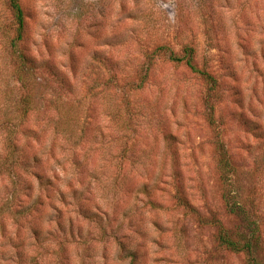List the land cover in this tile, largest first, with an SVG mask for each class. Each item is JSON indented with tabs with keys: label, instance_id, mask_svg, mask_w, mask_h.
Instances as JSON below:
<instances>
[{
	"label": "rangeland",
	"instance_id": "rangeland-1",
	"mask_svg": "<svg viewBox=\"0 0 264 264\" xmlns=\"http://www.w3.org/2000/svg\"><path fill=\"white\" fill-rule=\"evenodd\" d=\"M21 2L23 50L49 68L39 69L35 110L23 117L18 99L25 89L9 46L16 27L8 0H0V128L12 119L26 157L39 154L49 174L72 178L73 203L16 218L0 201V264H129L130 253L135 264H248L245 253L219 244L218 225L203 224L175 197L179 185L204 215L222 218L235 235L248 233L225 205L214 154L219 138L243 176L264 261V0ZM188 46L218 77L216 125L201 78L169 61L170 51L182 56ZM142 80L145 87L137 88ZM46 111L56 118L40 131ZM64 113L72 120L57 118ZM121 114L134 118L129 130L117 126ZM57 121L71 133L54 144ZM4 147L0 137L2 154ZM38 186L26 175L21 197ZM8 190L0 183V199ZM76 199L90 210L101 205L110 224H123L122 245L106 242L100 222L107 218H85ZM71 225L74 237L65 235Z\"/></svg>",
	"mask_w": 264,
	"mask_h": 264
},
{
	"label": "trees",
	"instance_id": "trees-1",
	"mask_svg": "<svg viewBox=\"0 0 264 264\" xmlns=\"http://www.w3.org/2000/svg\"><path fill=\"white\" fill-rule=\"evenodd\" d=\"M8 2L13 15V22L16 27L15 35L10 37L9 46L12 49L16 61L15 73L17 79L22 85L21 88L25 89L23 95H21L18 99L20 106L19 110L21 111L23 117L27 118L33 112V110H35V103L37 99L34 97L33 88L36 84V77L39 75V69L41 67H49L46 63H38V65H36V60L23 50L22 46L24 40L26 39L27 28L26 12L21 0H8ZM163 48L164 47H159L158 49L161 50ZM169 61L177 64L184 63L191 70V72L201 78L203 84H205L204 102L207 110L210 113L212 112L211 124L213 123V125H216L214 120V109L216 98L218 97L220 92L218 77L213 74L208 68L199 66L196 59L195 49L193 47H186L182 56L177 55L173 51H170ZM149 68L150 67H147V71H149ZM115 77L117 76L113 74V78ZM64 82V80L60 81V83L62 84H65ZM47 85L49 84L47 83ZM142 87H145V80H142L139 84H137V88ZM55 118L56 116H53L49 114L48 111H46L44 113V116L42 117L41 123L43 124V126L40 131L47 130L48 128L46 124L55 120ZM57 118H59V120H72L71 114L68 113H64L62 115L58 114ZM11 121L12 119H7L0 128V137H2L3 144L5 145L3 154L0 152V183H2V186L4 188L7 187L9 190L11 188V192L8 190V194L0 199L1 205L10 210L14 217L19 218L23 217L22 215L28 216V213L32 215V213L41 211V209L45 208H49L50 210H58L59 212L62 208L59 202L64 203V205L72 204L73 202H71L70 198L68 197L71 190L70 187H73L72 178L68 176L63 178L59 174L58 170L54 169H52L53 174L52 172L51 174H49V169L43 166V163H45V161H43L42 157L40 158L38 156L39 154L34 155L32 159L26 157L20 145V131L17 128L18 125ZM79 121H81V118H79ZM133 121L134 118L132 117V115H130L128 118H124L121 114L118 116L117 126L119 124L121 126L119 128L128 129L134 123ZM9 124H13L14 126H9ZM56 124L57 128L55 127L54 144L58 143V134H64V138L68 140L65 135L71 133L68 127H64L60 124V121H57ZM27 127L28 132H31L33 130V128H30V126L27 125ZM214 149L219 173L227 187L225 205L231 214L242 216L244 221L247 222L248 233L238 232L235 235L230 230V227L227 225L226 221L222 218H217L215 216L209 218L208 216L204 215L199 210V208H197V206H195L190 200H188L189 198L184 194L183 188L179 185H177V192L175 194V197L177 198L178 203L182 207H184L187 212H189L203 224L218 225V241L221 246L229 248L230 250L235 252L245 253L248 258V264H264V261L260 256V252L262 251L260 249L261 244H259L260 236H257L259 228L257 226V222L251 220V208L247 210L244 204L247 199L243 194V192L245 191L242 190L244 187L243 176L242 174H240L237 166L234 164L230 149L227 146L225 140L219 138V140L214 144ZM45 150L46 144L43 145V151H41L42 155L45 154ZM32 160L41 165L39 170L35 171L32 169ZM62 170L66 172L64 168H62ZM30 173L38 181V192L32 191L26 194V196L21 197V185L23 186L26 175ZM145 185L149 186L150 184L147 183ZM75 192H77V188L74 186L73 193ZM238 195H240V197ZM76 201L77 205L79 206V208H77V212L85 218L88 219L90 214L94 216L101 215V218H107L106 223L104 222L105 219L100 222L103 223L101 224L103 239L106 242H111L112 240L113 243H119V245H122L123 237L127 236V233L125 232L124 234L123 232V224H110L111 222L109 221H111V218L108 216L109 213L103 210L104 208L99 204H97V206L95 207V209L97 210H90L84 203L82 204L81 202H78V199H76ZM99 210L103 214H99L97 212ZM129 226L131 227V224H129ZM74 229L75 228L71 225L70 229H68L69 234L65 235H70L71 237L76 236V234H74ZM41 231L42 230L35 229V233L37 235L40 234ZM129 256H132V260L129 264H135V254L130 253ZM122 259H124V255L122 256Z\"/></svg>",
	"mask_w": 264,
	"mask_h": 264
}]
</instances>
